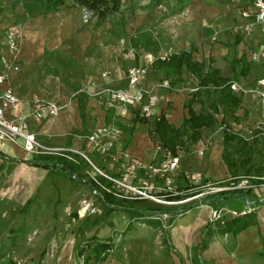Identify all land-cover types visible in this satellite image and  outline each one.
Segmentation results:
<instances>
[{
  "label": "crops",
  "instance_id": "0c3cea01",
  "mask_svg": "<svg viewBox=\"0 0 264 264\" xmlns=\"http://www.w3.org/2000/svg\"><path fill=\"white\" fill-rule=\"evenodd\" d=\"M130 1L139 2L140 4V9L137 8V11H141V19L138 20L135 16L134 21H136V25L139 24L143 28V35H147L146 38L149 39L151 47L154 46V56H149L150 61L158 57L161 58L160 53L169 49L177 50L171 54L190 51L192 60L202 63L205 71L212 67L218 70L221 77L227 78L221 74L219 68L214 67L213 60L225 58L231 56V54L234 56L235 50L240 54L238 56L243 57L242 51L245 50L246 46L244 40L249 46L251 45L249 48L255 51L264 47V37L258 28L253 29L250 37L244 36L243 41H240L239 38L236 39L237 35H241L246 24L240 10L249 3V0H239L237 2L231 0ZM0 2L5 7H10L14 0H1ZM66 2L51 12L45 11V0H19L17 2L13 15L16 17L12 19L10 24L14 25L16 21L22 24L23 36L19 51L20 70L18 73L12 74L10 80L15 94L21 100L20 111L23 113H29V101L32 97L55 102L62 106L65 105L56 117H48L39 122L30 120L31 130L36 134L37 139L45 145L66 147L70 144L71 147L75 148L79 147L80 141L76 137L70 138V136L74 131L79 132L87 128L88 121H105L100 100L108 99V97L103 94L101 95L102 98L97 100L82 94L77 98L68 100V89L58 79L59 77H72L75 75L72 67H68L67 63L77 61L80 67L78 76L84 78L99 77V84H110L117 88H126L127 80L124 72L118 68L113 56L115 53L114 45L118 40H115V38H112L113 41L107 38L103 39L102 36L107 35L106 30L108 27L100 24V21L105 19L108 14L118 10L109 12L104 18H99L95 12L74 5L72 1L71 6L66 8ZM160 3L166 5L164 14H161L155 7ZM160 14L162 16L158 18ZM153 17L156 18L155 23ZM142 20L147 24L142 23ZM157 22L159 23L157 24ZM132 24L133 22L130 21L126 24L125 32L128 35L133 33L131 30ZM132 28L137 30L134 26ZM232 38L235 40L232 41ZM102 39L105 42H102ZM139 41H141L140 38L134 40V43L137 44ZM236 42L235 46L230 45V43L234 44ZM196 47H198L197 51L200 54L207 55L206 59L209 62L207 67H205L202 57L199 59L197 52H194ZM4 48L3 32L0 37V55L4 52ZM194 55L197 57H194ZM233 56L230 58H234ZM240 59V57H237L234 60L239 62ZM150 61L147 63V74L141 87L156 98L152 120H142L138 107H130L126 112L116 109L113 110L114 115L112 114L113 119L115 117L120 118L122 114L128 115L127 117L132 115L131 121L133 123L131 127H134V131L125 150L130 155L146 163L157 162L162 154L155 151L149 134L144 129L147 122L140 121H153L154 125V118L164 115L170 125L178 128L183 120L188 117V111L184 108L186 94L176 92L170 88L160 87V89H154V85L159 84L162 80V78L161 80L159 78V74L162 77V73L156 71ZM53 71L58 73L56 77L52 74ZM104 73H107L108 76L101 77ZM185 77L186 79L187 77L193 78L191 75L184 73L183 80ZM194 84L197 85L196 79H194ZM88 92L98 94L100 88L91 87ZM244 98L246 97L244 96ZM247 98L255 99L249 95H247ZM259 103L257 106L260 110L263 107L260 101ZM113 108L115 107L113 106ZM238 109H240V106ZM245 113L243 110L244 115ZM256 120H260V118L256 117ZM199 132L201 138L191 147L190 153L184 154L181 151L182 155L177 154L179 156V169L174 178L175 182L184 191L189 187V183L183 176L186 171L200 173L204 179H216L219 176V166H223L225 172L229 175L221 159L222 131L220 132V151L206 150L202 156H197L195 153L212 138V132L208 128H202ZM6 148H11L12 153L4 151ZM0 151L6 156L20 160V162H8L0 158L1 240L5 227L8 226L9 221L13 220L10 213L16 212L26 205L28 200L39 190L43 181L49 179L51 174L55 178H61V173L30 166L22 162L32 161L34 158L31 159L30 155L19 147L7 146L0 149ZM51 184L44 191L53 189ZM88 188L91 189L89 184ZM60 193H62V187ZM261 193L264 195V188L258 187L254 193L255 196L248 198L250 202H245V209L240 211H247V213L244 216L233 217V219H243L249 213L254 215V225L237 233H234L232 229L220 232L218 222H212L211 214L214 208L209 205H200L178 215L163 213L169 219H172L168 229L169 244L174 252L169 253L172 256V261L176 260L173 257L177 255L183 259L189 257L186 264H264V196L262 197ZM67 204V198L62 204H57L59 208H57L56 213H51V215L44 218L43 224H40L36 230L34 239L32 238L29 243L23 240L18 241L17 244L13 245L12 253L17 257L25 253L31 254L35 252L33 249L37 247L40 254L46 253V256L40 257L43 260L41 261L42 264H83L79 255L83 250L74 251L76 233L70 234L71 231L63 228L67 220V214L65 213ZM221 210L226 211L224 206H221ZM220 224L222 225L223 222ZM203 231H208L209 235L205 244H202ZM88 240L109 245V250L100 254H96L89 249L83 252V254L88 252L89 257L87 258L92 257L96 262L112 250L110 240H97L95 236L90 237ZM48 242L51 245L50 250ZM35 244L36 246H34ZM47 249L48 251H46ZM190 253H192L191 256ZM156 257L158 264H168L166 259L160 255V252ZM172 263L177 264L175 261ZM0 264L6 263L0 262ZM8 264L13 263L9 261Z\"/></svg>",
  "mask_w": 264,
  "mask_h": 264
},
{
  "label": "rangeland",
  "instance_id": "374dc122",
  "mask_svg": "<svg viewBox=\"0 0 264 264\" xmlns=\"http://www.w3.org/2000/svg\"><path fill=\"white\" fill-rule=\"evenodd\" d=\"M18 1L19 0H14V2L10 4V7H5L4 4L0 2V37L2 33L12 25L10 23L12 22V19L16 17L13 15ZM160 4L155 5V7L159 12H161V14H164L166 11V5L164 3ZM65 6L66 8L70 7L71 1L68 0ZM137 8L140 9L139 2L121 0L118 11L108 14L105 19L100 21L101 25L108 27L106 30L107 35H103L102 38H107L110 41H113L112 38L118 40L114 45L115 53L113 56L114 60H116L118 68L120 71H123L125 75H127V71L132 67L146 68L147 63L150 61L149 56H154V46L153 48L151 47L149 39L146 38L147 35H143V28L139 24L136 25V21H134L135 16H137L138 20H140L142 15L140 10L137 11ZM161 14L158 18L162 16ZM153 20L155 23L156 18L153 17ZM129 21L133 22L132 25L137 29L134 30L132 26L131 30L133 33L130 35L125 32L126 24ZM159 22H157V24ZM17 23V21L14 22V24ZM142 23L147 24L144 20H142ZM17 25L22 27L21 23H18ZM244 36L250 37V35H246L243 28L241 35H237L236 39L239 38L240 41H243ZM139 38L141 41L137 44L134 43V40ZM103 39L102 42H105ZM234 40L235 39L232 38V41ZM244 42L246 46L245 50L242 51L243 57L238 56L240 54H238L237 50H235L234 56L231 54L234 58H230L231 56L226 54L228 57L218 58V60L213 61L215 63L214 67L219 68V71L223 76L229 78L232 82L237 83L245 91H249L256 85L259 79L264 77V58L257 61H251L250 56L253 52H255V50L249 48L251 45L249 46V44L246 43V40H244ZM236 44L237 42L234 44L230 43L232 46H235ZM197 50L198 47L195 48L194 52H197L199 59L202 57L205 67H207L209 65V62L206 59L207 55H204V53L200 54ZM175 51L177 50L169 49L166 52L160 53V56L164 57ZM194 57L197 56L194 55ZM237 57L241 58L239 62H235L234 60L237 59ZM67 66L72 67L75 75L72 77H59L58 79L61 81V84L68 89V100L71 98H77L82 94H85L88 97L96 98L97 100L102 98L101 95L103 94L100 92V94H97L96 92L91 94V92H88L91 87H95L96 89L100 88V91L106 88L107 85L98 83L99 77L95 78L92 76L94 78H84L78 76L80 67L77 61H69ZM245 71H247L246 75L244 74ZM52 74H54L55 77L58 75L56 71H53ZM159 78L160 80L162 78L160 74ZM190 79H192L193 82ZM142 82L140 86H142ZM160 82H162V80ZM194 87V79L188 77L186 79L185 77L183 82L178 84L173 89L176 92H182L187 95L184 100V103H186L189 99H191L193 93L195 92L196 87ZM155 88L160 89V85H154V89ZM237 94L242 100L240 109L237 110V114L241 117V121L239 124L230 123L231 128L243 137H248L250 135L249 132L259 126L263 127L264 132V108H260V110L258 109L257 104L259 105L260 103L259 101H256V98V100L247 98L248 94H244L243 92H238ZM244 96L246 98H244ZM198 99L201 102H195L192 105L193 110L195 112L208 111L207 105L204 103L205 97L201 95ZM100 102L102 104L105 121H88L87 128L79 132L74 131L70 136V138L76 137L80 141L79 147L74 148L71 147L70 144L66 145L67 148H71L75 151L69 153L67 158H63L68 162L67 165L70 167L74 178L72 179L69 174H60L61 178H55V176L51 174L49 179L43 181L39 190L30 198V200H28L26 205L16 212L10 213L12 216L11 219L13 220L9 221L7 224L8 226L5 227L3 236L0 240V262L6 264H8L9 261L13 264H42V258L46 256V253L40 254L37 247L33 249L35 252L31 254L25 253L17 257L12 253L13 245L17 244L20 240L29 243L32 238L34 239L36 236V230L39 228L40 224H43L44 218L51 215V213H56L57 208H59V205L62 204L65 198L68 199L67 207H65L67 220L64 224L65 227L63 228L71 231L70 234L76 233L74 251H82L88 239L92 236H95L97 240H110L112 245V250L97 262L94 261L92 257L87 258L89 257L88 252L83 254L80 258L83 264H158L156 256H158L159 252L160 255L166 259L168 264H173V261L177 264H186V261H189V257L187 259H183L179 258L177 255L173 257V259L176 258V260L172 261V256L169 255V253L174 252L172 251V246L169 244L168 239V229L172 219H169V217L165 216L163 213L154 212L172 211L186 205L187 203L172 205L153 201L117 200V203L129 210H116L114 212H110L102 202L100 195L101 188L97 189L98 194H94L92 190L88 188L87 182L92 181L94 178L102 182L101 173L107 175L116 173L118 164L117 161H113L110 157L95 152L92 146L87 142L86 137L90 135L94 129H96L95 127L99 125H112L115 128H118L121 132L117 146V151H119V149H123L126 136L128 134L127 130L131 128L133 123V121H131L132 115L127 117L128 115L125 116V114H122L120 118L114 116L115 118L113 119V110L115 111L116 108L111 106L112 104L109 99L104 98V100H100ZM242 109L246 112L245 115L243 114ZM119 110L121 111L122 109ZM220 117L221 116L218 118L220 119ZM256 117H259L260 120H256ZM149 119L152 120V117ZM258 121L261 122L258 123ZM146 122L147 124L144 129L147 130L149 134V132L153 129V121ZM221 131L222 128L218 126L212 129V138L204 143L201 148L204 147L207 151H220ZM151 143L154 144L153 141H151ZM4 151L12 153L11 148H6ZM177 154L182 155V152L179 150L177 151ZM195 154L199 156L197 152ZM41 156L44 155H30L31 159ZM224 169L225 168H223V166H219V176L216 179L210 180L224 181L222 185L227 186L231 183H240L243 180L239 179L230 181V176ZM262 179L264 180V178ZM244 181L245 188L243 190H248L253 184L250 179H244ZM50 184L53 185V189L44 191ZM61 187L62 193H60ZM259 188H264V184H262ZM256 189L258 188H252V191L247 198L254 197ZM260 195L262 197L264 196L262 193ZM186 197L187 196H181L176 201L183 200ZM83 202H85L87 206H85ZM220 205L224 206L226 212L228 213L231 211L240 212L242 209H245L246 203L243 199L229 197L223 200ZM82 208H85L83 212H81ZM220 215V219L212 220V222H218V228H220L219 231L221 232L228 228L227 224L231 222L233 217L230 214H225L224 210L220 213ZM221 222H223L222 225L220 224ZM202 234V244H205L209 236L208 231H203ZM48 245L50 250L51 245L49 242ZM34 246H36V244ZM37 249L38 251H36ZM46 251H48V249ZM51 255L54 256L53 254ZM191 255L192 253H190V256ZM40 257L42 258L40 259Z\"/></svg>",
  "mask_w": 264,
  "mask_h": 264
},
{
  "label": "built area",
  "instance_id": "2783aa9c",
  "mask_svg": "<svg viewBox=\"0 0 264 264\" xmlns=\"http://www.w3.org/2000/svg\"><path fill=\"white\" fill-rule=\"evenodd\" d=\"M240 14L246 20L244 25L246 35H251L253 29L258 28L264 37V0H249V3L240 10ZM22 36V27L17 24L9 26L4 32L5 48L0 55V149L16 146L30 155L67 158L69 153L75 151L67 147L49 146L41 143L36 134L32 132L30 124V120L39 122L48 117L58 116L64 106L32 97L29 101V113L20 111L21 100L15 94L10 77L20 70L19 51ZM165 57L167 56L161 58ZM263 58L264 47L256 50L250 56L251 61ZM146 74L147 68L132 67L127 71L126 88H117L107 84L100 93L105 94L116 109H122L121 111L125 112L127 108L138 107L140 117L149 119L154 114L156 98L140 86ZM106 76H108L107 73L102 74V77ZM159 85L162 88L169 87L168 81H162ZM230 89L233 93L243 92L258 99L264 108V77L259 79L249 91H245L232 81ZM196 90L197 88H195ZM120 134L118 128L104 125L97 127L86 137L95 152L110 157L118 164L116 173L112 175L101 173V180L104 183L95 178L92 180L94 184L92 192L98 194L97 189L101 188V199L103 196H108L115 200L153 201L172 205L190 204L189 202H200L223 191L245 188L244 179L240 183H231L227 186L222 185L224 181H211L204 179L200 173L186 171L183 176L189 183V187L184 191L176 184L174 178L179 169L178 155L173 156L158 142H154L153 147L155 151L161 152V158L157 162L146 163L130 155L124 148L117 151ZM205 150L203 147L197 151V154L202 156ZM252 188L256 187L254 185L249 187V189ZM181 196L187 197L176 201ZM83 204L87 206L85 202ZM84 210L85 208H82L81 212ZM220 213H222L221 209L214 210L211 219H220ZM246 213L247 211L228 213L225 211V214H230L232 217L244 216Z\"/></svg>",
  "mask_w": 264,
  "mask_h": 264
},
{
  "label": "trees",
  "instance_id": "16d2710c",
  "mask_svg": "<svg viewBox=\"0 0 264 264\" xmlns=\"http://www.w3.org/2000/svg\"><path fill=\"white\" fill-rule=\"evenodd\" d=\"M67 0H45V11L51 12L59 6L65 4ZM74 5L87 8L95 12L99 18H104L109 12L117 11L120 0H70ZM152 66L156 71L162 73V81H168V88L173 89L183 81V74L191 75L197 81L195 86L197 90L193 93L184 108L188 111V117L185 118L180 127L176 128L170 125L164 115L154 118L153 129L149 132L151 141L158 142L163 149L169 151L173 156H177V151H183L188 154L191 147L195 145L201 138L199 132L202 128L214 129L216 126L222 128V155L221 159L226 166L230 179H250L252 184L258 188L264 184V132L263 127H257L249 132L248 137H243L235 132L230 123L239 124L241 118L237 115L241 99L230 89L231 80L219 75L217 69L209 67L204 70V65L192 60L190 51H182L178 54H171L165 58H155ZM247 71L244 72L246 74ZM194 87V88H195ZM205 97L204 103L207 105L208 111L195 112L192 105L199 101V96ZM221 116L220 119L218 117ZM142 120H147L143 119ZM146 122V121H142ZM126 131V130H125ZM134 127L127 130L126 141L123 148L126 149L131 141V135ZM0 158L8 162H20L19 159L6 156L0 151ZM30 166L41 167L46 170L69 174L73 179V173L68 162L63 158L41 156L32 161H22ZM93 190L92 181L87 182ZM252 189L248 190H227L214 196L208 197L200 202H194L175 209L174 211H154L155 213L183 214L188 210L200 206L209 205L215 211L221 209V202L229 197L243 199L250 202L247 198ZM117 200L103 196L102 202L110 212L116 210H129L120 205ZM264 202V200H263ZM255 223L254 215L249 213L243 219H233L228 223L227 229H232L234 233L245 230ZM85 248V249H84ZM100 254L109 250L106 243H94L87 241L83 247V251L79 253L83 255L85 250ZM195 263V261H194Z\"/></svg>",
  "mask_w": 264,
  "mask_h": 264
}]
</instances>
